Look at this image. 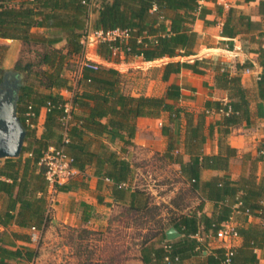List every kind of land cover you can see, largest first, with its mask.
I'll list each match as a JSON object with an SVG mask.
<instances>
[{
	"label": "crops",
	"instance_id": "1",
	"mask_svg": "<svg viewBox=\"0 0 264 264\" xmlns=\"http://www.w3.org/2000/svg\"><path fill=\"white\" fill-rule=\"evenodd\" d=\"M261 1L198 0V7L191 13L185 9H179L180 31L195 32L196 38L192 45L177 46V55L173 57L165 55L146 60L141 55H127L121 51L119 57L106 59L98 54V45L90 49L101 66L119 70V88L123 94L136 97L141 95L166 97L169 85L177 84L180 88V96L166 101L174 104L180 112L175 118H172L170 111L164 110L156 117L139 116L136 120H132L131 123L135 124L134 137L129 139L127 131H122L125 138L131 140L130 143H126L112 131L100 134L96 131L99 129L87 130L83 141L87 154L93 156L92 163L86 164L84 169L79 168L78 173L67 184L66 190L52 193L48 187V192L44 194L47 204L43 206L44 210L43 207L41 208V213L43 212L44 219L48 215L51 222L45 225L46 218L42 224H39V221L33 218L28 220L30 225L22 226L14 219L8 225H0V234L7 240L6 246L13 249L31 247L39 250L40 244L32 240L34 227L43 236L51 225L70 223L88 226L89 223L96 221L102 210L105 211L116 205L130 207L132 191L139 186L138 180L142 174L141 161L148 157V163L163 160L172 167L179 177L180 184L196 196L195 206H188L186 209L191 207L188 211L180 210L175 218H170L168 223H165L158 237L150 239L145 244V247L149 248L147 256L150 264L158 261L154 250L162 248L168 252L170 249H167L165 245H170L169 241H184L185 236L179 227L181 215L193 214L200 217L206 214L216 217L219 214L220 206L224 202L207 197L209 192L207 183L215 184L229 179L237 187L235 201L231 202L232 214L229 219L236 228L250 225L264 226V217L259 215L260 213L254 214L240 208V197L245 194V190L253 186L258 187L264 178V100L259 93V81L264 75V5L260 4ZM149 12L150 19L157 15L165 22L166 31L170 30L174 12L165 9L162 13H157V3H154ZM97 15V12L91 13L87 28L95 29L93 22ZM33 31L43 32L44 29L35 27ZM145 33L150 37L147 32ZM0 41L13 42L14 45L19 46L17 53L13 45L9 46V49L6 48L8 51L2 65L4 68L11 69L10 64L14 60V66L23 43L21 40L6 38H0ZM65 44L64 40L56 46L64 47ZM77 56L82 57L81 54ZM196 60H202V63L196 64L197 70L181 67L179 71L171 73L167 79H164L165 66L168 62L194 63ZM77 69L76 72H78ZM131 70L133 71L130 72ZM75 71L66 73L74 85L81 76L80 74L76 78ZM221 75L228 78L239 77L248 100L247 116L242 111H234L231 103L234 90L231 87L217 85L216 77ZM55 93L64 97L73 108L72 99L76 92L60 89ZM217 103H219L218 106ZM93 104L91 101L90 105ZM229 107L231 111L228 110ZM47 111V107H42L33 125L27 122L30 128L36 130V138H40L44 133ZM74 111L77 116L86 117L89 115L90 107H75ZM229 116L237 117L238 121L227 123L226 117ZM110 118L111 115H106L100 121L108 123ZM57 132L65 134L66 130L58 129ZM29 142L32 145L34 140L28 141L26 136L24 147L28 146ZM34 146L33 143V148ZM24 147L21 154L23 161L19 169L20 175L24 173L26 157L33 156L31 150L24 152ZM46 151L43 150L44 153ZM112 153L119 159L127 160L131 166L127 184L132 189L127 191L122 199L116 196L114 181L104 176L102 171H97L99 158L107 159ZM155 154L157 157L151 159ZM217 155L228 157L226 166L223 164L217 167L202 166L204 156ZM5 158H0L1 164L4 163ZM196 160H199L200 165L194 170ZM40 170V163L31 162L29 172L38 173ZM157 171L155 169L152 172L149 171L153 181H156ZM2 179L12 182V178L6 176ZM253 182L255 184L251 186ZM192 183L196 184L195 188ZM148 185L151 186L150 183ZM155 187L154 184V187L150 189L156 191ZM17 191L18 185H16L15 193ZM36 194L43 193L38 191ZM260 201L264 205V197ZM8 202V196L1 192V213L7 208ZM19 209L20 203H17L13 213L17 214ZM171 226L175 227L180 235L173 240H168L166 230ZM14 232L26 234L30 236V240L27 241L22 236L15 237ZM190 237L197 240L198 246L195 253L183 259L181 264H208V257L216 248L224 247L228 250V245L216 237V232L211 229L205 230L203 224H200L196 234ZM243 244L244 237L239 234L233 243V248H240ZM142 248L144 246L139 249V261L142 264H148L142 260ZM254 252L258 259L257 264H264V241L262 246L254 248ZM38 256L31 261L22 259L20 262L36 264ZM164 260L168 264L169 256L167 255ZM10 262L17 263L16 260H10Z\"/></svg>",
	"mask_w": 264,
	"mask_h": 264
},
{
	"label": "trees",
	"instance_id": "2",
	"mask_svg": "<svg viewBox=\"0 0 264 264\" xmlns=\"http://www.w3.org/2000/svg\"><path fill=\"white\" fill-rule=\"evenodd\" d=\"M154 3L158 4L157 13H162L165 9L174 12L169 31H166L165 22L157 15L152 19L149 18V11ZM260 4L264 5V0ZM197 7L198 0H86V2L83 0H0V38L21 40L23 46L33 47L35 52V57L31 60L24 63L22 58L18 57L15 62V68L24 72L26 76V82L19 90L18 114L28 128V141L33 139L35 144L33 148V143L31 145L29 142V145L24 147V152L31 150L33 156L26 157L23 175L19 174L23 156L6 157L4 163H0V193L4 192L9 199L5 211L0 212V225H8L14 219L22 226L30 225L28 220L33 218H36L39 224H42L46 218L45 225L51 222L48 215L44 219L43 212L41 213V208L47 204L44 194L48 192L49 187L45 168L40 164V172H29L31 162L40 163L44 149L47 150L51 145H64L67 153L73 158V166L84 169L85 165L92 163L93 159V156L87 154L83 141L87 130L99 129L96 131L100 134L112 131L114 135H119L126 143H130L131 140L126 139L122 131H127L129 139L134 137L135 124L131 123L132 120H136L139 116L156 117L164 110L170 111L172 118H175L180 112L174 104L166 101L180 96V88L177 84L169 85L166 97L144 95L136 97L123 94L119 88L120 72L115 68L101 65L97 69L83 68L80 78L74 85L71 78L66 75V70L71 58L83 51L81 39L87 29L91 13H98L93 22L94 28L105 30L119 28L129 33L126 38L99 43L97 52L100 56L106 59L116 58L122 51L127 55H141L146 60H153L165 55L173 57L177 55V46L193 44L196 33L180 31L181 16L178 10L185 9L191 13ZM192 18L194 19V16ZM35 27L43 28L44 31H33ZM140 37L141 40H139ZM64 40L66 41L64 47L56 46ZM113 46L120 47L116 54L113 52ZM198 63H202V60H196L194 63L168 62L165 66L164 79H167L171 73L179 71L181 67L197 70ZM2 71L3 68L0 67V74ZM216 83L220 87H231L234 90L232 107L235 112L242 111L247 116L248 100L239 77L217 76ZM259 86L260 97L264 100V75L259 81ZM60 89L76 92L72 99L73 108L67 128L62 120L67 100L55 93ZM91 101L93 105H90ZM49 102L51 105L46 114L44 133L40 138H36V130L27 124L26 112L31 106L35 113L31 118L33 123L39 116L41 108L47 107ZM75 107H90L89 115L77 116ZM106 115H111L109 122H101L100 119ZM226 121L234 123L238 120L235 116H229L226 117ZM64 128L69 138L68 142H64L63 132L61 134L57 132L58 129ZM227 163L228 157L223 155L204 156L202 166L217 167L220 164L226 166ZM199 165V160L194 161V170ZM97 171H102L104 176L114 181L118 198L122 199L126 192L132 189L127 184L131 174L130 163L125 159L117 158L116 154L112 153L107 159L99 158ZM3 176L12 178V182L2 179ZM71 179L58 185L57 190H66ZM122 183H126V186H121ZM252 184L255 183H251V186ZM16 185H18V191L15 193ZM192 185L193 188L196 187L195 183ZM207 185H209L207 197L224 202L220 206L219 214L216 217L206 214L200 217L193 214L181 215L179 227L185 236L184 241H169L171 247L168 252L162 248L154 250L158 260L155 264H166L164 259L167 255L170 259L168 264H181L183 259L196 251L198 242L190 235L196 234L200 224L204 225L205 230L211 229L217 232L222 223L231 218V202L235 201L237 187L229 179L215 184L207 183ZM38 191L43 194H36ZM263 197L264 178L258 187L253 186L245 190V194L240 197V208L246 212L260 213L259 215L264 217V205L260 201ZM17 203H20V209L17 214H14ZM148 204L149 196L146 190L135 188L131 194L130 208L143 210ZM236 229L244 237V244L240 248L232 249L230 264H257L258 259L254 248L263 244L264 226L250 225ZM13 235L30 240V236L26 234L14 232ZM6 243L7 240L0 234V264H12L10 260H16V264H22L20 262L22 259L31 261L39 255L38 249L31 247L13 249L7 247ZM145 244L142 248V260L150 264L147 256L149 248L145 247ZM213 252L208 257V264H225L228 250L219 247Z\"/></svg>",
	"mask_w": 264,
	"mask_h": 264
},
{
	"label": "rangeland",
	"instance_id": "3",
	"mask_svg": "<svg viewBox=\"0 0 264 264\" xmlns=\"http://www.w3.org/2000/svg\"><path fill=\"white\" fill-rule=\"evenodd\" d=\"M12 45L17 53L19 46L0 41L1 77L5 69H9L4 68L2 62ZM19 51L17 58L21 57L24 63L35 57L33 47L21 46ZM13 62L11 69L23 74L24 84L25 73L17 70ZM79 64L80 58L73 56L66 73L74 72ZM148 160L149 157L141 161L142 174L138 180V187L146 190L149 196L145 209L134 210L127 205H116L100 211L96 221L88 226L70 223L51 225L41 236L36 264H142L139 249L150 239L158 237L165 223L175 218L180 210L188 211L191 208L186 209L188 206L196 204V196L180 184L172 167L163 160L157 163H148ZM153 169L158 170L157 178L153 177L156 181L149 175ZM153 183L156 191L150 189L154 187Z\"/></svg>",
	"mask_w": 264,
	"mask_h": 264
},
{
	"label": "built area",
	"instance_id": "4",
	"mask_svg": "<svg viewBox=\"0 0 264 264\" xmlns=\"http://www.w3.org/2000/svg\"><path fill=\"white\" fill-rule=\"evenodd\" d=\"M86 2V0H83ZM129 33L127 30H122L119 28L115 29H103V28H87L84 31L81 42L83 44V51L81 53L80 64L78 66V72H76V78H78L82 72L83 68L97 69L100 63L95 59V54L91 52L90 49L97 46L101 42L114 41L118 38H126ZM113 52L116 54L120 47L113 46ZM51 103H48L47 109L50 110ZM65 115L62 120L64 125L67 124L71 118L72 107L70 103L65 104ZM231 111V108L228 109ZM27 122L33 125L31 118L35 115L32 111L31 106H29V111L26 112ZM66 130V129H65ZM69 138L65 132L64 142H68ZM73 158L67 153L64 145L61 146H50L44 153L40 160V164L45 168V177L49 183V188L51 192L54 193L58 191L57 186L66 183L71 178H73L79 171V169L72 164ZM121 186H126V183H122ZM34 232L32 234V240L35 243H39L41 240V233L34 227ZM239 236V232L232 222H225L218 228L216 232V237L223 243L228 245V252L225 264H230V256L233 254V243L235 239ZM167 249H170V245H165Z\"/></svg>",
	"mask_w": 264,
	"mask_h": 264
},
{
	"label": "water",
	"instance_id": "5",
	"mask_svg": "<svg viewBox=\"0 0 264 264\" xmlns=\"http://www.w3.org/2000/svg\"><path fill=\"white\" fill-rule=\"evenodd\" d=\"M23 74L13 69L3 72L0 80V158L19 157L23 152L27 127L18 114L19 90ZM180 232L173 226L166 230L168 240Z\"/></svg>",
	"mask_w": 264,
	"mask_h": 264
}]
</instances>
